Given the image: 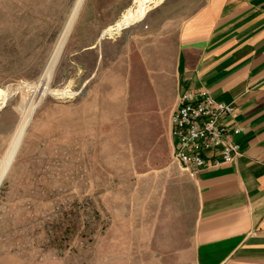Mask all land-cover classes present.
I'll list each match as a JSON object with an SVG mask.
<instances>
[{
	"label": "rangeland",
	"instance_id": "374dc122",
	"mask_svg": "<svg viewBox=\"0 0 264 264\" xmlns=\"http://www.w3.org/2000/svg\"><path fill=\"white\" fill-rule=\"evenodd\" d=\"M203 1L0 0V264H192L160 238L176 188L144 174L173 100L152 116L131 85L162 71L171 97L167 24Z\"/></svg>",
	"mask_w": 264,
	"mask_h": 264
},
{
	"label": "crops",
	"instance_id": "0c3cea01",
	"mask_svg": "<svg viewBox=\"0 0 264 264\" xmlns=\"http://www.w3.org/2000/svg\"><path fill=\"white\" fill-rule=\"evenodd\" d=\"M167 26L176 35L173 93L165 95L159 71L153 80L131 85L135 97L148 100L137 105L148 106L153 116L163 100H173L175 109L184 91L199 89L235 101L242 154L232 163L184 170L171 162L174 138L167 122L160 169L144 172L166 174L177 192L161 241L177 244L169 252L192 264H264V0H204ZM154 27L160 30V21ZM116 84L112 98L123 99L124 86ZM157 125L151 118L141 129L159 130Z\"/></svg>",
	"mask_w": 264,
	"mask_h": 264
},
{
	"label": "built area",
	"instance_id": "2783aa9c",
	"mask_svg": "<svg viewBox=\"0 0 264 264\" xmlns=\"http://www.w3.org/2000/svg\"><path fill=\"white\" fill-rule=\"evenodd\" d=\"M171 124L173 159L184 170L197 172L232 163L242 154L235 138L242 132L235 101L220 100L206 89L184 91Z\"/></svg>",
	"mask_w": 264,
	"mask_h": 264
},
{
	"label": "clouds",
	"instance_id": "9594fccd",
	"mask_svg": "<svg viewBox=\"0 0 264 264\" xmlns=\"http://www.w3.org/2000/svg\"><path fill=\"white\" fill-rule=\"evenodd\" d=\"M4 179V176L3 175H0V182H2Z\"/></svg>",
	"mask_w": 264,
	"mask_h": 264
}]
</instances>
